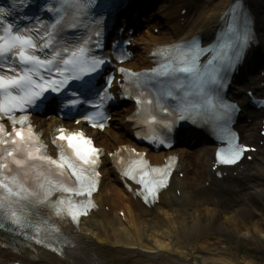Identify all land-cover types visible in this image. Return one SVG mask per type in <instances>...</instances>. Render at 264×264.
<instances>
[{"label":"bare ground","instance_id":"6f19581e","mask_svg":"<svg viewBox=\"0 0 264 264\" xmlns=\"http://www.w3.org/2000/svg\"><path fill=\"white\" fill-rule=\"evenodd\" d=\"M235 1L171 0L170 9L161 14L154 13L148 20L147 36L134 39L140 48L129 66L133 69L150 67L149 56L156 45H171L195 36H201L206 43L211 42ZM241 1L250 10L259 34L264 24V0ZM182 9H187L184 25L180 24ZM154 28H162L160 37L150 33ZM258 38L259 45L251 48L247 62L239 68L241 74L256 63L264 65V38L262 35ZM249 81L246 86L255 85V79ZM243 86L231 91L230 96L244 102L240 90ZM259 94H264V90ZM131 110L132 107H124L117 111L114 113V126L101 134H93L98 147L111 151L131 142V124L127 121ZM261 112L264 114V110H244L246 118L239 127L242 142H256L258 133L254 130L260 127ZM36 122L43 129H52L56 125L42 119ZM214 150V145L201 134L186 135L173 150L184 176L179 179L174 174L169 189L154 207L144 206L134 188L123 186L115 171L104 164L100 188L94 197L97 209L87 219L81 220L77 227L68 220L62 224L68 233L58 240L60 245L64 244L58 251L59 255L33 246L19 248L16 252L0 249V264L15 261L22 264H254L218 247L211 237H222L226 233L225 225L237 229L243 227L242 219L251 215L249 201L253 197L264 196V148L244 171L234 169L236 177L231 172L220 180L210 173ZM148 157L159 164L163 155L149 154ZM206 182H209V187L204 186ZM176 189L180 196L175 194ZM104 206L110 207V213L104 211ZM220 207H224V221L218 228L200 221L204 216L198 210L211 213L209 217L215 220L218 216L215 210ZM118 211L124 212V223L118 217ZM187 217H195L190 226Z\"/></svg>","mask_w":264,"mask_h":264},{"label":"snow or ice","instance_id":"6c2138e0","mask_svg":"<svg viewBox=\"0 0 264 264\" xmlns=\"http://www.w3.org/2000/svg\"><path fill=\"white\" fill-rule=\"evenodd\" d=\"M22 3H27V0H22ZM11 15L10 11L0 8V30H2V34H0V67H7L6 72L0 74V118L6 116L13 123V133H7L3 124L0 123V145L11 144L19 146V150L22 151L25 146L31 148L29 141L32 139V130L29 127L28 135L25 136L23 127L20 129L15 128L16 124L24 125L26 116L16 117L14 113L26 111L29 106H35L38 102L47 100L48 93L60 94L67 86L69 80H83V76L78 73L95 72L97 65H102L105 61L101 58L89 64L84 47H80L78 52L72 51L68 59H62L59 51H56L51 58L37 55V52H44L45 49L53 48L55 33L49 32L47 35L41 36V43H37L32 35L25 34L26 29H16L14 21L6 19ZM59 23L60 21L57 19L52 28L55 29ZM33 30L36 32L40 31L39 28ZM185 48L187 50L182 51ZM173 51L179 53L174 59L171 57ZM212 51L210 48H202L194 41L187 46H179L175 50H165L163 53L165 62L162 63L160 68L155 70L154 75L157 78L156 82L160 84L158 92L164 94V96L180 99V97L176 96V92L185 90L184 96H189L192 95V92L186 89L198 90V94L201 97H209L206 100L207 104L221 109L220 118L227 121L230 119L231 112L234 111V106L225 104L220 100L217 86H222L221 73L230 70L232 64L239 59L240 47L238 45L234 51L230 49L228 60L219 67H213L216 60V57L213 56L209 59L207 65L202 68L199 63L201 56L207 55ZM9 57H11V60H9ZM17 59L21 65L20 68L12 66V61ZM61 64L63 67H61ZM121 71L123 72V70ZM45 72L49 75L45 76ZM37 76L39 79L35 78ZM88 83L87 80H83L82 87H85ZM79 102L78 100H72L71 103L75 105ZM140 102L138 100V103ZM148 103H152V101H148ZM180 112L179 118L183 119V106H180ZM59 131L61 134L58 135L57 139L66 141L76 160L82 165L90 166L89 168H80L63 151L60 152L58 160H53L42 154L34 155L31 150L27 152V158L28 160L39 159L47 161L48 164L56 165L60 169L67 166L68 169H71V174L76 178L79 187L68 188L59 185V189L64 192L75 193L76 195H84L86 193L90 197L95 189V182L92 177L99 175V173L94 171V167L98 162V150L91 146V142L85 139L83 134L72 133L66 135L63 134V129ZM160 143L163 144L165 141L161 139ZM249 150L246 146L239 145L232 138H229L228 148L221 149L217 154V159L221 164L232 165L237 163L243 153ZM17 152V147L0 148V190L6 193V195L0 196V212H6V218L23 234V229L31 225L17 211L11 210L18 204V201L11 198L20 197L23 199L24 196L22 194L24 193H28L30 196L38 194L29 191L23 184L19 183L16 175H10L13 171L11 164L21 168L27 165V161L20 158ZM36 152H40L38 146L36 147ZM152 171L158 172L159 178L148 183L144 179V176L148 173H144L138 179L134 169L130 168L123 174L143 185L145 193L154 195L159 187L166 186L165 181L168 176V169H153ZM40 187L44 188V185L41 184ZM50 195L51 191L46 190L44 199L40 202H46ZM65 206L71 219L78 222L79 216L86 215L92 205L90 200L73 202L71 199L66 201L63 198L53 205L57 215L65 210ZM3 227L4 224L0 222V228ZM36 231L39 232V228ZM35 242L38 244L44 243L39 238Z\"/></svg>","mask_w":264,"mask_h":264},{"label":"rangeland","instance_id":"374dc122","mask_svg":"<svg viewBox=\"0 0 264 264\" xmlns=\"http://www.w3.org/2000/svg\"><path fill=\"white\" fill-rule=\"evenodd\" d=\"M170 7L171 0H167L166 3L163 0L151 2V9L156 14H161L164 11L170 9ZM145 30L146 27L144 26L140 32L138 40H140L142 35L147 36V34L144 32ZM259 34H261L264 38V24ZM250 203L252 208L254 207L262 211V214L251 208V215H248L242 219L244 222L243 227L237 229L233 226L225 225L224 229L226 233L222 237L213 236L211 239L212 242L217 243L218 247L222 249L226 248L228 251L233 252L236 257H238V259L253 261L254 264H264V196L253 197L250 200ZM223 209L224 207H220L219 209L215 210L218 214L215 220L209 217L211 213H207L204 210H198V213L204 216L200 219V221L209 226L213 225L215 228H218L219 225L224 221V216L222 214ZM187 220L188 225L190 226L195 220V217L191 219L187 217Z\"/></svg>","mask_w":264,"mask_h":264}]
</instances>
